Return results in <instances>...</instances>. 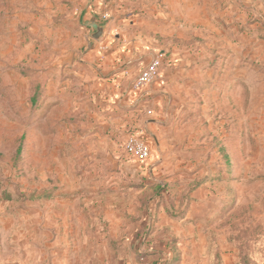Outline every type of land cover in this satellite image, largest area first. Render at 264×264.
<instances>
[{"label":"rangeland","instance_id":"obj_1","mask_svg":"<svg viewBox=\"0 0 264 264\" xmlns=\"http://www.w3.org/2000/svg\"><path fill=\"white\" fill-rule=\"evenodd\" d=\"M18 2L0 0V264H264V64L235 93L194 70L166 147L127 163L129 128Z\"/></svg>","mask_w":264,"mask_h":264},{"label":"crops","instance_id":"obj_2","mask_svg":"<svg viewBox=\"0 0 264 264\" xmlns=\"http://www.w3.org/2000/svg\"><path fill=\"white\" fill-rule=\"evenodd\" d=\"M18 3L32 14L34 27L40 30L39 37L45 44L66 46L60 53L66 57L64 63L74 68L97 113L108 120L113 131L129 128V133L138 132L150 146L149 161L166 147L164 132L177 112L188 104L193 106L194 70L195 74L204 73V86L211 88L210 78L217 71L211 84L215 83L220 92L235 93L241 84L235 80L240 78V69L255 70L258 62L264 64V0ZM105 13L109 17L105 18ZM102 23L104 35L96 40L90 36L92 24ZM159 52L164 59L157 79L146 87L134 88L135 77ZM229 74H233L232 79L225 80ZM99 114L96 116L100 118ZM121 148V152L119 148L114 150L115 157L140 164L124 152V143ZM134 172L138 174L139 170ZM188 220L180 218L184 232L186 228L191 231L192 222ZM165 231L173 235L168 228ZM172 247L169 251L173 254Z\"/></svg>","mask_w":264,"mask_h":264},{"label":"built area","instance_id":"obj_3","mask_svg":"<svg viewBox=\"0 0 264 264\" xmlns=\"http://www.w3.org/2000/svg\"><path fill=\"white\" fill-rule=\"evenodd\" d=\"M104 17H109L108 13ZM164 55L159 52L155 57L141 69L134 80V88L140 89L153 83L160 73ZM125 152L140 163H146L151 158L150 146L141 138L138 132H131L127 135L124 142Z\"/></svg>","mask_w":264,"mask_h":264},{"label":"water","instance_id":"obj_4","mask_svg":"<svg viewBox=\"0 0 264 264\" xmlns=\"http://www.w3.org/2000/svg\"><path fill=\"white\" fill-rule=\"evenodd\" d=\"M92 26L94 30H91L90 36H92L96 40H100L104 35L105 24H92Z\"/></svg>","mask_w":264,"mask_h":264}]
</instances>
